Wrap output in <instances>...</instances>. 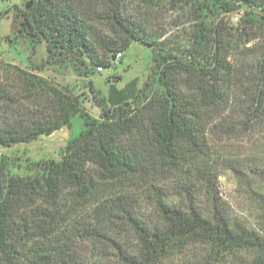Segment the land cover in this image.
Instances as JSON below:
<instances>
[{"label":"trees","instance_id":"trees-1","mask_svg":"<svg viewBox=\"0 0 264 264\" xmlns=\"http://www.w3.org/2000/svg\"><path fill=\"white\" fill-rule=\"evenodd\" d=\"M93 2L30 0L27 8L15 7L20 37L32 45L44 42L49 59L69 63L79 75L116 66L121 61H116L117 54L122 57L133 42L148 46L159 94L141 107H133L140 98L136 80L119 90L111 87L105 98L89 83L101 110L94 118L70 89L21 70L13 79L15 93L0 88V147L31 144L63 127L70 128L72 118H81L84 129L67 143L61 158L41 166L42 183L56 214L67 194L75 202L97 204L99 223L111 217L130 222L137 234L138 251L136 256L124 258L125 264H160L193 242L226 253L244 243L256 244L250 235L231 229L217 212L203 215L180 199L170 205L160 202L158 224L148 226L134 218L123 196L137 182L155 190L161 170L185 169L203 188L213 191L206 128L221 117L226 83L234 67L230 56L241 40L244 45L252 40L262 44L261 57L253 65L257 78L248 112L258 120L264 116V0H148L151 5L186 4L194 10L196 48L189 59L184 58V51L166 48L159 37L146 33L127 13L126 0H96L108 30L100 35L93 28ZM227 14L239 19L236 27L223 22L222 16ZM13 183L11 180L10 188ZM98 184L112 187L109 196L98 199ZM46 217L49 230L43 243L30 247L28 220L10 204L9 194L0 196V264H74L54 239L58 238L54 216ZM257 246L258 258L253 264H264V243Z\"/></svg>","mask_w":264,"mask_h":264},{"label":"rangeland","instance_id":"rangeland-1","mask_svg":"<svg viewBox=\"0 0 264 264\" xmlns=\"http://www.w3.org/2000/svg\"><path fill=\"white\" fill-rule=\"evenodd\" d=\"M92 1V11H95L93 28L100 35H106L108 30L101 19L103 10L97 7L96 0ZM29 2L0 0L1 89L15 93L17 85L13 79L18 71L23 70L70 89L79 97L84 111L94 118L101 115V110L89 83L105 98L111 87L119 90L136 80L140 98L133 107H141L151 96L159 94L152 49L137 42H133L116 60H121L119 64L100 73L79 75L69 63L49 59L44 42L32 45L27 38L20 37L15 7L27 8ZM147 2L126 0L124 3L127 13L146 33L159 37L158 42L166 48L184 51V58H191L188 55L196 48L193 42L194 10L186 4L174 7ZM222 18L227 26L238 25L239 19L234 15L227 14ZM261 33L264 34V30ZM244 43L241 40L237 51L230 56L234 67L226 83L227 99L220 111L221 117L206 128V148L213 165V191L203 188L197 179L188 176L185 169L175 172L161 170L155 190L149 191L140 182H137L138 186L133 183L126 188L123 200L134 218L153 226L159 221V203L170 205L180 199L183 204L191 203L203 215L217 212L231 229L250 235L256 244L244 243L226 253L215 252L204 242L188 243L160 264H253L258 258L257 245L264 243V116L258 120L248 112L257 78L253 65L261 57L263 48L257 40ZM184 58V62H190ZM83 129V120L76 116L72 118L70 128L63 127L36 142L12 148L0 147V196L3 198L9 194L10 204L18 207L19 214L28 220L32 239L30 247H39L43 243L42 237L49 230L46 216L53 215L58 237L54 239L59 240L58 247L66 259L74 264H125L124 258L136 256L138 251L137 234L130 222L111 217L99 223L95 216L97 204L75 202L67 194L56 214L42 183L41 166L58 161L67 143ZM90 172L94 173L91 167ZM11 180L14 182L12 188ZM104 185L98 184V199L109 196L112 187ZM103 204L106 208L110 206L106 201ZM58 226L60 233L56 230Z\"/></svg>","mask_w":264,"mask_h":264},{"label":"built area","instance_id":"built-area-1","mask_svg":"<svg viewBox=\"0 0 264 264\" xmlns=\"http://www.w3.org/2000/svg\"><path fill=\"white\" fill-rule=\"evenodd\" d=\"M119 58H121V54H117V57H116V60H118ZM100 72H102L101 71V69H98Z\"/></svg>","mask_w":264,"mask_h":264}]
</instances>
